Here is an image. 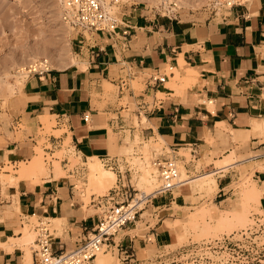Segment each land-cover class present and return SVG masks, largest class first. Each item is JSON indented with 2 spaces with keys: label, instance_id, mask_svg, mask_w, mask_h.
Segmentation results:
<instances>
[{
  "label": "crops",
  "instance_id": "1",
  "mask_svg": "<svg viewBox=\"0 0 264 264\" xmlns=\"http://www.w3.org/2000/svg\"><path fill=\"white\" fill-rule=\"evenodd\" d=\"M118 20L126 36L83 35L67 65L26 78L13 99L0 131V174L14 179L0 181V242L18 238L27 217L47 218L51 227L52 219L61 218L50 229L52 247L73 248L98 222L91 203L96 195L88 203L77 195L76 181L86 183L87 157H98L116 181L128 180L119 152L134 138L139 144L161 138L170 155L188 150V178L211 171L216 188L197 202L186 187L148 197L134 221L106 241L113 264H132L148 248L171 244L168 223L194 207L226 210L232 183L244 169L261 189L264 210V131L253 129L264 119V0H239L220 13L174 19L130 6ZM151 75L165 79L152 81ZM41 115L48 117V133H39ZM36 147L50 157L45 173L37 181L17 178L20 163L35 157ZM72 157L81 164L72 165ZM226 158L231 161L215 164ZM116 163L120 170L111 167ZM31 255L34 264L33 250ZM23 256L16 243L9 251L0 247V264H22ZM94 259L87 263L96 264Z\"/></svg>",
  "mask_w": 264,
  "mask_h": 264
},
{
  "label": "rangeland",
  "instance_id": "2",
  "mask_svg": "<svg viewBox=\"0 0 264 264\" xmlns=\"http://www.w3.org/2000/svg\"><path fill=\"white\" fill-rule=\"evenodd\" d=\"M156 1L157 0L155 1L154 0L152 1L151 0H110V4L112 5V11L118 18L120 17L121 13L126 11L130 6L131 7L136 6L138 8H142L149 15H155V17L159 19H169V18L174 19V17L179 18L180 16L183 17L185 15L187 16L189 14H197V13L198 15L203 16L206 13H209L210 11L220 13L229 7L225 3V0H203L200 1L199 6L196 7L176 6L172 1L167 3V5H163L162 3ZM189 1L194 2L195 0H189ZM236 1L238 2L239 0ZM63 25L64 24L59 20L58 17L57 0H0V84H1L0 131L3 129V125L7 124V122L9 121L10 118L9 114L12 113L11 112L12 101L15 98L16 94L21 91L26 79V76L20 71H18L19 69L21 67H24L30 62L39 61L44 58L48 59L47 65L50 67V69L61 68L69 63L71 57L75 56V51L78 49L77 45H79V43L82 44V42H80V40L78 39L84 38L83 32L81 31L78 32L77 30L70 27L66 28ZM84 34L86 37H89V33L84 32ZM42 51L47 52L48 56L44 54H40V52ZM54 57L56 59H54ZM52 58L53 60H56V63L55 61L54 63L55 64L58 63L57 64L59 65L58 67L57 65L56 67L52 66L53 64L52 62L53 60L51 61ZM7 73L8 74L18 73L21 75V78H19L18 81H13L12 80L13 78H11L12 75H10L11 77H9ZM5 75H7L6 78ZM1 80L7 82L10 81L11 83L14 84L12 92L9 91L8 89L6 90L5 85H3L4 82L1 83ZM41 121L44 125V131L43 132L39 131V133L41 134L48 133L50 127L48 117L45 116V118H43L42 116ZM19 127L20 129L23 128L22 125H20ZM135 140H134L135 141L134 144L130 143L127 147H122L119 152L120 154L123 155V158L125 159V164L128 163L126 168H128L130 164L131 170L128 173L129 179L128 182L126 183H131L135 187V193H136L135 195L140 194L141 197V195L145 193L146 194L155 193L153 191H155L159 186V181H158L159 179L155 170L153 169V166L151 165V159L154 154L165 153V152L168 153L166 156L171 157L175 160L177 169L180 165H181L180 166L181 169L182 168L184 169V170L182 169L183 171H181V169H178L179 179L181 181L183 180V182L177 184L176 187L172 189V191L176 189L177 190L181 189V187L188 188L190 190V193L192 194L190 200L193 202H197L200 198H203L205 196H210V194L213 192L212 189L197 188L194 185H192V183L190 182L191 179L188 178V173L186 172V168H185L186 163L190 161V155L188 153V150L180 151L178 153H175L174 155H170L168 149L166 150L163 149L164 142L161 141V138H158L156 140L150 138L147 141H141L142 142L141 144H139L140 141L138 138H135ZM150 140L152 143L155 144L152 145V143H150ZM41 141L42 140H40L39 143ZM133 146H135L136 150L133 148ZM35 150L37 152V155L40 156L43 166H46V162L50 160V157L47 154H44L39 147H36ZM137 154L138 157H136ZM56 155H59V153H57ZM130 155L133 157V159L138 158V160H136V163L130 157ZM140 161H141V165L138 164V162ZM71 163L72 165L76 163L81 164V161L80 159L72 157ZM22 164L25 163L21 162L20 167ZM101 165L104 168L110 169L107 166H104L102 163ZM9 169H11V167H9ZM146 169L154 170V171H149L150 179L152 177V179L154 178V180H156V185L154 187H150L149 185H147L148 183H144L140 187H138L139 185L138 186L135 185L136 182H138L140 176L144 174ZM84 172H85L84 181H86V183H83V180H81V181H76V185H77V195L80 199L84 200L85 203L89 202L91 193H94L95 195L106 194L108 190L115 185L116 179L115 181H113V183H111V185H108L109 187L106 186L107 188L105 187L104 189H99V190L98 187L96 188V186L92 188V186L94 185L90 186L91 185L90 180L89 178H87L88 177L87 169ZM182 175H184L185 177H182ZM249 179H250V175L247 174V171L244 169L240 175V178L234 183H232V187L234 188V196L233 198L228 200L229 202H228V206L226 207V210L218 211L217 214H215L210 208L205 206V203H203L197 207H194L192 209V212L185 214L184 217L176 219L172 223H168L169 227L172 228L173 236H174L171 244L158 246L157 248L154 247L148 248L145 256L143 257L145 262L144 264H151L152 262L149 259H153L154 261L153 264H175V260L177 256H179L178 254L182 250L181 248L184 245L200 242L207 239H213L215 237L221 236L224 233L227 234L230 233L231 231L234 230L236 231L242 227H245V225L250 221L249 216H251L252 213L261 214L263 212V210H260L259 204L256 205L254 202L252 203V201L250 200L248 201L243 193L245 189L249 187L250 182H252L251 179L250 181ZM0 181L2 184L7 183V180L3 177H0ZM125 181L127 180L125 179ZM147 186L150 187L149 191L146 189L148 193L144 191V188H146ZM206 190H208L207 193ZM89 191H91V193ZM82 193H86V195L85 194L81 195ZM203 193H205L206 195ZM134 199H139V197ZM143 204L144 202H141L139 204V207H142ZM205 209L207 211H205ZM203 210L205 212H202ZM92 211L93 210H91V212ZM199 212L204 213V214L201 213L202 219H199V217L201 216L199 215ZM194 214L199 216L196 217ZM221 215H229L228 218L231 217L234 220L237 219L235 217H240V218L243 217V218L241 219L242 221L240 220L241 222H237V221L234 222V220L229 218V221L231 220L229 226L225 225L226 227L221 226L220 229H214L216 228L214 226H217L216 220ZM189 216H191L192 219V220L190 219L192 221L191 223L188 221L189 219L187 220V218H190ZM26 219H28L32 223L36 221V216L27 217ZM195 219L196 221H194ZM186 221L188 222L185 223ZM20 222L21 221H18V223ZM22 222L24 223V225L26 224L25 230L27 231L30 230L33 235L32 240L27 242L26 245H23L26 248V250L30 249L32 253V250L35 247L33 240L35 239L36 234L32 224L27 223L25 219ZM195 222H197V224H194ZM207 223L209 224L208 230H206L205 227V225L207 226ZM173 225H176L177 227L176 226L173 227ZM203 226L205 227L204 228L205 231L202 228ZM212 226L214 227L213 229ZM48 227L52 228L50 224ZM175 227L176 229H174ZM18 229L20 231L22 230L21 228ZM178 235L180 236L178 237ZM103 249H105V245ZM98 263L99 262H97L96 260V264ZM103 263L113 264V258H111V255L109 260L107 261L104 260L99 264H103Z\"/></svg>",
  "mask_w": 264,
  "mask_h": 264
},
{
  "label": "built area",
  "instance_id": "3",
  "mask_svg": "<svg viewBox=\"0 0 264 264\" xmlns=\"http://www.w3.org/2000/svg\"><path fill=\"white\" fill-rule=\"evenodd\" d=\"M61 21L71 28L94 34L96 32L107 33L114 36L128 34L126 29H119L118 17L113 11H109L104 0H60ZM231 7L236 0H225ZM18 71L26 78L36 75L42 76L50 71L47 61L42 59L30 62ZM165 75H151L152 81H164ZM120 85L125 87V78ZM88 115H84V120ZM124 163L125 159L123 158ZM126 167L128 163L125 164ZM158 179L159 186L154 191L164 193L171 191L182 181L175 160L164 153L154 154L151 159ZM119 165L112 164L111 167ZM130 171L129 167L126 168ZM120 172V171H119ZM120 178L122 174L120 172ZM125 178L115 182L106 194L96 195L91 199L93 207L97 210L98 222L86 233L85 237L77 240L76 245L63 251H54L52 247V235L49 221L36 217L32 224L35 231L34 239V263L35 264H82L92 260L100 251L106 241L128 223L133 222L137 214L139 204L145 202L153 193L143 194L134 200L135 187L126 183ZM130 199V200H128ZM132 200H134L132 202ZM250 221L238 230L224 233L219 237L207 239L196 243L184 245L175 260V264H263L264 262V210L261 214L252 213ZM105 250V249H104ZM162 255V254H161ZM153 264V259H149ZM143 258H137L132 264H144Z\"/></svg>",
  "mask_w": 264,
  "mask_h": 264
},
{
  "label": "bare ground",
  "instance_id": "4",
  "mask_svg": "<svg viewBox=\"0 0 264 264\" xmlns=\"http://www.w3.org/2000/svg\"><path fill=\"white\" fill-rule=\"evenodd\" d=\"M152 1V0H151ZM155 1V0H154ZM159 3H162L163 5H167V3H169L170 1H172L176 6H193V7H196V6H199V4H200V1H203V0H199V2H198V0L196 1H194V2H191V1H189V0H157ZM156 1V2H157ZM104 3H105V6H106V8L111 12L112 11V5L110 4V0H104ZM154 3V2H153ZM57 8H58V17H59V20L61 21V19H60V17H61V3H60V0H57ZM62 22V21H61ZM63 23V22H62ZM64 24V23H63ZM63 26H65L66 28H68V27H70V26H68V25H63ZM71 28V27H70ZM66 32H67V30H66ZM40 54H44V55H46V56H48V54H47V52H40ZM51 58V57H50ZM54 59H56L55 57H54ZM31 60H33V59H31ZM44 60H46L47 61V63H48V59L47 58H44ZM53 60V58L51 59V61ZM54 61H55V63H56V60H53L52 62H53V64H52V66H55L56 67V65L58 64H55L54 63ZM51 62V63H52ZM25 64V63H24ZM23 64V65H24ZM59 65H57V67H58ZM16 71V70H15ZM176 74H177V72H176ZM7 75L9 76V77H11L10 75H12V77L11 78H13L12 80L13 81H18L19 80V78H21V75L20 74H18V73H14V74H8L7 73ZM7 75H5V78L7 77ZM176 76V75H175ZM192 78H194V77H192ZM185 80L186 79H190V78H184ZM4 82V84L3 85H5V88H6V90L8 89L9 91H11L12 92V89H13V86H14V84L13 83H11L10 81H3V80H1V83H3ZM107 85H109V84H107ZM0 86H1V84H0ZM11 92H10V94H11ZM42 116V115H41ZM43 118H45V116H43ZM253 129H254V131H264V119L263 120H260V121H255L254 122V125H253ZM263 134V133H262ZM157 137V136H156ZM150 138V137H149ZM135 139V138H134ZM154 139V138H153ZM125 140H127V139H125ZM136 141V140H135ZM135 141H133L132 143L134 144L135 143ZM162 141V140H161ZM131 142V141H130ZM163 142V141H162ZM150 143H152L151 142V140H150ZM127 144H130V143H128V141H127ZM141 144V143H140ZM153 144H155V143H152V145ZM131 146V145H130ZM129 146V147H130ZM140 147V146H139ZM167 147V146H166ZM135 153V152H134ZM140 154V153H139ZM130 157L133 159V157L130 155ZM136 157H138V154H137V156ZM141 158V157H140ZM134 160V162L136 163V160H138V158L136 159H133ZM217 162L215 163L217 166L218 165H222V164H225V163H227L228 161H231V158H226V159H220V161H218V160H216ZM177 163V162H176ZM138 164L139 165H141V161L140 162H138ZM145 165V164H144ZM143 165V166H144ZM177 166V165H176ZM181 166V165H180ZM178 167V169H181V167ZM86 167H87V173H88V177L87 178H89V180H90V183H91V185L90 186H92V185H94V186H92V188H94L95 186H96V188L98 187V190L99 189H104L106 186H108V185H111V183H113V181H115V179H116V174L114 173V171L113 170H111V169H107V168H104L102 165H101V160H99L98 159V157H96V156H91V157H87V160H86ZM183 167V166H182ZM264 168V167H263ZM154 169V168H153ZM183 169V168H182ZM181 169V171H183ZM18 171H19V176L17 177V178H21V177H33L34 178V180L33 181H37V174H44L45 173V170H44V166H43V164H42V160H41V158H40V156L39 155H36L35 157L33 156L31 159H30V161L28 162V163H26V164H22L21 165V167L19 168V169H17ZM144 170V169H143ZM143 170H142V172H143ZM149 171H154V170H148V169H146L145 170V172H144V174H142L141 176H140V178H139V180H138V182H136V184L135 185H139L138 187H140L141 185H143L144 183H148L147 185H149L150 187H154L155 185H156V180H154V178L152 179V177H151V179H150V173H149ZM141 172V173H142ZM179 172V171H178ZM181 173V172H180ZM182 174H183V172H182ZM6 176H4V174H0V177H6L7 178V180L9 181V182H13L14 181V179L11 177V176H7L8 174H5ZM187 176V175H186ZM15 177V176H14ZM182 177H185L184 175H182ZM5 178V179H6ZM16 178V177H15ZM182 179V178H181ZM186 179V178H185ZM247 179V178H246ZM16 180V179H15ZM188 180V179H187ZM159 181V180H158ZM189 181V180H188ZM244 181V180H243ZM249 181H250V179H249ZM16 182V181H15ZM182 182H183V180H182ZM190 182L192 183V185H194L195 187H197V188H204V189H212V190H214L215 188H216V180H215V178H214V176H213V173L211 172V171H207L206 173H202V174H200V175H198V176H196L195 178H193V179H191L190 180ZM17 183V182H16ZM15 183V184H16ZM89 183V184H90ZM263 183V182H262ZM246 184V183H245ZM244 184V185H245ZM264 184V183H263ZM247 185V184H246ZM245 185V186H246ZM248 185H249V182H248ZM149 186H147L146 188H144V191H146V189L149 191L150 189V187ZM243 186V185H242ZM103 187V188H102ZM109 187V186H108ZM144 187V186H143ZM259 187V186H258ZM257 187V185H256V182H254V181H252V182H250V185H249V187L247 188V189H245V191L243 192L242 190H244V189H242L241 191L244 193V195H245V197H246V199L249 201H252V203L254 202L256 205H258L259 204V195H260V193H261V189H259ZM96 188H95V190H96ZM107 188V187H106ZM153 189V188H152ZM88 191V190H87ZM141 191H143V190H141ZM148 191H146L147 193H148ZM153 191V190H152ZM207 191L208 190H206V193H207ZM211 191V190H210ZM210 191H209V193H210ZM80 192H82V191H80ZM90 193H91V191H89ZM154 192V191H153ZM89 193V194H90ZM141 193H143V192H141ZM200 193H201V191H200ZM88 194V193H87ZM138 194V193H137ZM146 194V193H145ZM149 194V193H148ZM203 194H205V193H203ZM82 195V194H81ZM85 195H86V193H85ZM139 195V196H138ZM138 195H135V196H137V197H139L140 198V194H138ZM143 195V194H142ZM206 195V194H205ZM137 197H135V198H137ZM135 200V199H134ZM134 200H132V202L134 201ZM17 207V206H16ZM204 207V206H203ZM17 209V208H16ZM200 210H201V207H200ZM199 210V211H200ZM205 211H207L206 209H205ZM204 210L202 211V212H205ZM201 212V213H202ZM194 213V212H193ZM198 213V212H197ZM201 213L199 212V215H201ZM191 214V213H190ZM202 214H204V213H202ZM206 214V213H205ZM208 214V213H207ZM219 214V213H218ZM195 215V214H194ZM199 215H195L196 217H198ZM208 216V215H207ZM228 216L229 215H221V216H219L218 218H217V220H216V224H217V226H214V227H216V228H214L213 226H212V229L214 228V229H220V227L221 226H224V227H226L227 225L229 226V224H230V222H231V220L229 221V218H231V217H229L228 218ZM33 217V216H32ZM190 218H187V220L191 223L192 221V219H191V216H189ZM204 217V216H203ZM44 218V217H43ZM235 218H237L236 220H234V219H232V220H234V222H241L242 220V218H240V217H235ZM45 219H47V218H45ZM50 219V218H49ZM52 219V218H51ZM61 219V218H60ZM60 219H57V218H54V219H52L51 221H52V227H57L58 225H59V222H60ZM191 219V220H190ZM193 219H194V217H193ZM199 219H202V215L199 217ZM198 220V219H197ZM241 220V221H240ZM188 221H186L185 223H187ZM194 221H196V219L194 220ZM194 224H197V222H195ZM26 225V224H25ZM25 225H23V228H21L22 230H21V235L18 237V238H12V237H6L7 238V241H1L0 242V247H4L5 248V250L6 249H8V251L11 249V246L14 244V243H16V244H18L19 246H21V248L22 247H24L23 245H26V243L27 242H29L30 240H32V232L30 231H27V230H25ZM51 225V224H50ZM209 224L207 223V226L205 225V227H206V230H208V226ZM226 225V226H225ZM174 226H176V225H173V227ZM219 226V227H218ZM177 227V226H176ZM176 227L174 228V229H176ZM204 226L202 227L203 229L205 228ZM218 227V228H217ZM50 228V227H49ZM223 228V227H222ZM51 229V228H50ZM203 229H201V230H203ZM56 231V230H55ZM204 231H205V229H204ZM16 233H17V231H16ZM53 233H55V232H53ZM57 233V232H56ZM180 235H178V237H179ZM181 238V237H180ZM180 238H178V239H180ZM33 243H34V240H33ZM104 248V246H102V248L100 249V251L96 254L97 256H96V258L94 259V262L96 263V260H97V262H102V261H104V260H109L110 259V254L108 253V252H103V249ZM24 260H23V263L22 264H30L31 263V260H32V255H31V251H30V249H28V250H26V248L24 247ZM98 263V264H99ZM82 264H87V262H83ZM104 264V263H103ZM109 264V263H108Z\"/></svg>",
  "mask_w": 264,
  "mask_h": 264
}]
</instances>
